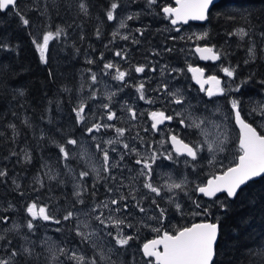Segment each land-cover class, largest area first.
Listing matches in <instances>:
<instances>
[{
	"label": "snow or ice",
	"instance_id": "snow-or-ice-1",
	"mask_svg": "<svg viewBox=\"0 0 264 264\" xmlns=\"http://www.w3.org/2000/svg\"><path fill=\"white\" fill-rule=\"evenodd\" d=\"M132 5H136L138 10L125 11ZM213 7L214 0H170L163 4L160 0H107L106 5L94 0H44L40 9L39 0H31V3L0 0V13H10L18 18L19 26L31 38L41 64H50V44L53 41L72 47L78 55L80 48L74 42L68 43L75 29L80 30L79 39H85L83 21L77 23L76 18H88L92 15L91 9H100L108 22L117 24L111 33L112 39L104 44V48L127 65L122 67L114 59L106 60L105 53L100 52L98 59L103 62L100 74L117 82L115 89L106 91L96 105L97 111L92 112L89 101L98 99V90L90 86L89 96L79 99L71 108L73 129H56L61 139L40 130L37 147L45 141L55 146L58 149L57 162L63 164L64 172L44 162L25 187L21 173L11 174L14 170L7 164L0 166V185L19 197L16 202L4 199L0 203V225L3 226L0 227V264H220L225 244L221 242L222 220L216 212L227 216L232 203L248 195L245 189L258 178L264 179V128L258 130L259 126H254L256 121L248 120L252 115H259L264 120V101L249 112L242 92L244 85L254 81L256 73L249 74L232 87L220 76H205L204 68L185 61L191 80L199 86L198 92L208 98L205 102L189 95L191 85L182 88L171 83L184 75L185 68L160 62L165 55L185 53L183 47L177 46L179 42L195 40L197 43L190 50L192 53L203 61L221 62L219 67L224 77L233 82L238 79L240 66L225 63L231 53L211 44L208 30L191 36L182 34L184 26H190V22L211 24ZM30 12H38V17L33 18ZM145 15L160 17L167 23L156 29L162 40L148 49L151 57L145 55V62L133 63L128 47L114 49L110 45L117 40L140 45L150 36L151 26L142 21ZM66 17H71V21ZM55 18L62 22L55 24ZM241 18L244 25L234 27L226 34L237 36L241 41L248 38L247 58L243 64L250 65L257 59H264V13L253 15L246 12ZM216 19L223 24L235 25L237 22L234 13L219 14ZM129 21H141V26L133 29ZM102 35L98 24L95 36L101 39ZM257 36L259 41L254 39ZM89 48L95 52L92 45ZM0 52L19 55V46H14L6 38L0 39ZM86 63L94 65L97 59L86 56ZM86 71L90 73L92 85L97 84L98 73L91 68ZM157 71L160 78L153 87V78L147 73ZM133 72L140 74L136 83L132 82ZM49 76L54 77V74L49 72ZM258 83L264 89V79ZM126 88H134L139 101L148 105L160 103L161 107L145 112L136 108L135 101L129 103L124 100L116 108V97ZM61 91L70 92L71 89L65 86ZM229 93L239 94L228 100L230 118L238 128V134L233 144V159L225 165L218 154L228 150L230 136L226 126L223 122L214 123L213 126L221 131L211 137L206 130L208 118L195 115L196 105L192 101L203 103L207 111L208 103H213L214 97L228 96ZM25 95L24 89H16L11 99L17 100ZM52 103L49 100L45 109L49 124L54 123ZM218 111L219 106L213 114ZM11 114L17 115L15 111ZM145 115L150 121L147 126L141 124ZM227 119L229 116L226 115L224 120ZM174 121L181 129L199 130L202 138L182 135L176 128H168L165 132L164 126ZM21 123L36 135L28 116H24ZM118 123L121 126L118 127ZM76 126H82L81 136H87L95 143V150L100 154L99 166L91 164L80 170L73 168L71 161L87 154L86 151H76L82 146L81 139L72 134ZM7 128L11 130L10 136L0 131V151L7 149L0 160L12 161L15 158V164L22 165L24 171L33 163V152L27 145L17 151L22 135L20 128L12 122L7 124ZM109 131L114 136L104 139ZM149 133L162 137L155 141V146L147 138ZM141 146H144L143 151ZM180 166L186 174L179 181L172 178L171 171L161 172L168 178L164 184L155 179L157 169H179ZM206 168L209 171L205 172ZM64 177L71 178V200L62 191L61 203L54 193L69 183ZM205 199L210 203H205ZM249 202L254 204L255 197H251ZM172 213L181 219L194 217L198 220L173 227ZM241 224H246V221L242 220ZM50 225L56 227L50 229ZM142 229L155 233V237L133 250ZM50 230L60 233L63 238L59 242L53 241L47 235ZM250 239L254 241L255 235ZM236 251L240 264H264V238L254 247L237 245Z\"/></svg>",
	"mask_w": 264,
	"mask_h": 264
},
{
	"label": "trees",
	"instance_id": "trees-1",
	"mask_svg": "<svg viewBox=\"0 0 264 264\" xmlns=\"http://www.w3.org/2000/svg\"><path fill=\"white\" fill-rule=\"evenodd\" d=\"M26 2L31 3V0H26ZM94 2L106 5L107 0H94ZM43 5L44 0H39L40 9L43 8ZM91 12L92 15L88 18H76L77 23L83 21L85 35L83 41L79 39V29H75V31L70 30L72 31V39L68 43L71 45L74 42L76 47L80 48V53L77 55L72 47H65L62 43L53 41L50 44L52 55L49 65L40 63L39 54L32 45L31 38L27 32L19 26L18 18L10 13H0V39L6 38L14 46H19V55H16L15 52H0V114H2L0 131L4 132L6 136H10L11 130L7 128V124L9 122L16 123L22 133L17 151L27 145L34 156L33 163L28 165L24 171H22V165L15 164V158L12 161L0 160V166L7 164L10 169L14 170L11 174L15 172L21 173L23 177L21 182L25 187H27L31 177L40 169L42 163L46 160L57 159L58 149L47 143V141L43 142L40 147H37L40 130L43 129L49 135H55L56 139L59 140L61 139V134L56 131L57 128L65 130L73 129L74 113H72L71 108L78 102L77 89L80 87L79 76H82L83 71L86 73V69L88 68H91L93 72L96 69L100 71L102 68V64L98 62L97 58V63L94 65L86 63V56L97 57L95 45L98 41L106 39L104 34L101 39H97L95 36L96 26L94 18L98 15H103L101 10L91 9ZM211 12L213 16L212 22L211 24L205 23L206 27L204 28L210 32L209 42L216 44L218 47L228 49L231 55L226 62H230L234 66L237 64L240 66L238 69L239 77L236 82L231 81L232 85L235 86L236 83L245 79L249 74L256 73L254 81H250L242 88V92L245 93L243 100L245 104L250 106L249 110L247 108L246 110L250 112L252 108L256 107L254 104L258 105L259 98L263 96L264 89L260 87L258 82L260 79H264V59H257L253 64L244 65L243 61L247 58L246 48L248 46V38L246 37L241 41L239 37H229L226 33L234 27L244 25L245 22L241 18L242 14L246 12H251L253 15L264 13V0H220L211 9ZM225 13L236 14L237 22L235 25L223 24L217 21L216 17L219 14ZM29 15L36 18L38 17V12H30ZM66 18L71 21V17ZM61 22L59 18L54 19L55 24ZM154 27H150V31H153ZM254 39L259 41L258 36L254 37ZM156 40L157 42H155ZM161 40L159 35L153 31L140 45H135L133 51L145 56L146 54L140 52L148 53V49L160 44ZM89 45L95 48V52L92 51V48H89ZM104 53L105 59L108 58V54H110L109 58L113 56L108 50L107 52L104 50ZM160 62L161 64L169 63L171 66L183 67L181 53H173L170 56L165 55ZM123 67L125 66L123 65ZM49 72H52L54 77H50ZM187 79L191 80L188 73ZM86 81L88 82L89 79ZM65 86L71 89V91H61ZM16 89H24L26 95L18 97L17 100H12V95ZM248 98L254 100L250 102L247 100ZM49 100L53 102L51 105V115L54 119L53 124L47 122L48 114L45 112ZM57 103H59V108H57ZM91 104L92 101H89L90 107ZM20 105H23V107H20ZM13 111L16 112V116L11 114ZM24 116H28L31 119L36 133L35 136L32 129L25 128L21 123ZM42 116L45 119L42 120ZM248 120L249 122L255 120L256 125L254 126H259L258 120L261 122L259 115L248 116ZM80 127L82 126H76L72 132L74 136L79 138L81 137ZM258 130H261L260 126ZM6 153L7 149H4L0 151V156ZM77 160L71 161L72 166L82 168V165ZM60 165V171L64 172L63 164L60 163ZM64 178L69 183L64 189H57L54 193V195L60 198L61 203H63L62 191L71 200V178ZM245 191L248 195L233 202L227 216H224L221 212H216V216L221 217L222 220L221 242L225 244V248L222 249L220 256V264H240V257L236 251V246L239 245L243 248L245 245L250 244L254 247L258 241L264 238V179L258 178ZM251 197H255L254 204L249 202ZM4 199L16 202L19 200V197L0 185V201ZM204 202L210 203L208 200H204ZM171 215L174 216L175 213ZM174 219L175 223L171 221L173 227L198 220V218L194 217L181 219L178 215ZM242 220L246 221V224H241ZM144 233L146 234L141 236L142 240H147L151 234H154L149 230ZM252 235H255L254 241L250 239Z\"/></svg>",
	"mask_w": 264,
	"mask_h": 264
},
{
	"label": "rangeland",
	"instance_id": "rangeland-1",
	"mask_svg": "<svg viewBox=\"0 0 264 264\" xmlns=\"http://www.w3.org/2000/svg\"><path fill=\"white\" fill-rule=\"evenodd\" d=\"M125 11H127V10H125ZM116 26H117V24H116ZM115 28L116 27L112 28L111 33L115 30ZM83 29H84V27H83ZM121 31L124 32L123 30H121ZM111 33L109 34L110 36H111ZM117 43L119 45L122 44V46H125V43L122 40H117ZM181 47H183L185 49V53H181V58H182L183 68L184 67L186 68V62L185 61H187V63H189L191 61V59H192V56H194V54L192 52L188 53V50L192 49V47L189 46L188 44H183V45H181ZM88 53L90 54L89 51H88ZM110 59H114V60H116L118 63H120L122 65V61H119V58H110ZM106 60H108V59H106ZM102 63L103 62L100 61V64H102ZM220 63L221 62L214 63V64L208 63V64H205V68H207V70H211L212 72H215L218 76L223 78V81H226L232 87H235V86L232 85L231 81L228 80L227 77H224L223 73L220 71V67H219ZM225 63H228V62H225ZM122 67H123V65H122ZM94 72L98 73V81L99 82L97 84H95V85H92V82L90 80V73L86 72V74L84 76H79L80 87L77 89L78 100L82 99V98L86 99L89 96V93L86 92V90H89L90 86L93 89L98 90V99L96 101H92L93 105L91 104L92 112H96L97 111L96 105L104 98V93L106 91L114 90L115 87L117 86V82L111 80V78L109 76H102L100 74L99 69H96V71H94ZM133 74H134V76H133L132 82L136 83L137 80L140 78V74H138L137 76H136V73L133 72ZM147 74L150 75L153 78L154 83H153L152 86L154 87L155 86V82L158 81L159 78H160L159 77V71H157V73H155V74H150V72L147 73ZM82 75H83V73H82ZM173 75H175V74H173ZM182 78H183V80H179V81L172 80L171 83L174 86H176V87H182V88H187L189 85H191V91H190L189 95L190 96H196V97L200 98L202 101H204V97H201L197 93L196 89L198 90V88L195 87V84L193 83V81L190 80L192 82V84H191V82L187 79V71H185L184 75H182ZM85 79L86 80L89 79V81L86 83V86H85V84H83ZM190 79H191V77H190ZM81 85H83V89L82 90H81ZM151 95L155 96V93H151ZM232 96H238V93H229L228 96H217V97H214L213 98L214 102L213 103H208L207 111H205L203 103L197 104L196 100L192 101L193 105H196L195 115L199 116V117H207L208 118L209 123L207 125V129L206 130H207V132L209 133V135L211 137H214L215 135L218 134L219 131H221V129H217V128H215L213 126L214 123L215 124H220L221 122H223V124L226 126L228 134L230 136V141H229V144H228V150L218 154V158L225 165H227L229 163V161L233 159V153L235 152V148L233 147V144L235 143L236 136H237V131H236L235 127H234L233 120L230 118V105L228 103L229 98L232 97ZM124 100H128L129 103H133L135 101L136 108L138 110H140V111H145V112H146V110H149V109L155 110V108L161 107L160 103H157L155 105H148L144 101H139L138 99H136V93H135V89L134 88H126L123 92H121L116 97L117 103H116L115 107L119 108L120 104ZM247 100L252 102V100H254V99L250 100L248 98ZM262 101H264V92H263V96L261 98H259L258 102L260 103ZM104 102H106V100ZM245 105H246V108L249 110L250 106L248 104H245ZM217 106H219L220 111L215 112L213 114V110ZM254 106H257V105L254 104ZM174 107H179V106H174ZM89 115H91V113H89ZM226 115L229 116V119L224 120V117ZM141 124L143 126H147L148 124H150V121L147 120V116L146 115L141 119ZM119 125L120 124L118 123L117 126L119 127ZM258 125L260 126L261 129L264 128V120L261 119V122H260V120H258ZM168 128H176V130L178 132H180L182 135H189L190 138H193V139L199 137V130H193V129L184 130V129H181V128L177 127V122L176 121H174L172 124L166 125L165 126V132L167 131ZM193 132L196 133L195 136L191 135ZM110 136H114V133L111 132V131H109L108 134L104 136V139H107ZM153 137H154V134L149 133L147 138L155 146V141H158L162 137L160 136V138L158 140L153 138ZM199 138H202V137H199ZM80 139L82 141V146L80 148L76 149V151L77 152H85L86 151L87 154L84 155L83 157H81L80 159H78L77 161L80 162V164L82 165V168L90 167L91 164H95V165L99 166L98 157H99L100 154L97 153L96 150H95V143L93 141H91L90 138L87 137V136H81ZM69 147H72V146H69ZM166 147H170V146H166ZM141 150L142 151L144 150V146H141ZM45 162H47L49 165L53 166L54 168L58 167L59 170L61 168L60 167L61 165H60V163L58 164L57 159L46 160ZM73 168H75V167L73 166ZM76 169L80 170L81 168H76ZM162 171L163 172L171 171L172 172V178L176 179L177 181H179V179L182 178V176L184 174H186V172H185V170L183 169L182 166H180L179 169H169V168H166V169H163V170L157 169V174L155 176V179L161 184H164L168 180L167 176H164V175L161 174ZM207 171H209V169L206 168L205 172H207ZM140 179H142V178H140ZM189 179L191 180L192 177L189 176ZM100 198L101 199L103 198L102 190H101ZM2 202L3 201H0V203H2ZM173 217L174 216L171 215V221L173 220V222L175 223V219ZM17 218L19 219V216ZM0 227H3V226L0 225ZM49 227H50V229H54L56 226L55 225H50ZM147 230L148 229H146V230L142 229L140 231V234H139L140 238H139L138 241L135 242L133 250H135V248H138L143 242H145L146 239L142 240L141 236L145 235L146 233H144V232L147 231ZM129 231H131V230H129ZM41 235H42V233H41ZM47 235L49 237H51L53 241H56V242H59L63 238L60 233H56L55 231H51V230L48 231ZM124 259H127V257L126 258L124 257Z\"/></svg>",
	"mask_w": 264,
	"mask_h": 264
},
{
	"label": "flooded vegetation",
	"instance_id": "flooded-vegetation-1",
	"mask_svg": "<svg viewBox=\"0 0 264 264\" xmlns=\"http://www.w3.org/2000/svg\"><path fill=\"white\" fill-rule=\"evenodd\" d=\"M160 2H161V4H163V3L170 2V0H160ZM136 10H138L136 5H132L131 9H127V11H136ZM98 16L100 17V20H98L97 17L94 18L95 26H97L98 24L100 25L101 30H102L104 36L106 37V39H104L103 41H102V39L99 40L98 43L95 45V48H96V50H97V57H95V58H97V59H98V57H99V53H100V52H104V50L107 52V49L104 48V44H107L108 41L112 39V37H111L109 34L111 33L112 28H113V27H116V22H115V21H113V22H108V21L106 20V17H104L103 15H98ZM101 21H103V23H101ZM142 21H143V24H148V25H150L151 27H152V26H155V27H154L155 30L153 29L154 32H156V29H157V28H162L163 25L167 23L166 21H163L160 17H153L152 15H145V16H143V17H142ZM128 23H129L130 27L133 28V29H135L136 27H140V26H141V21H129ZM205 27H206V26H205V23H204V24H201V23L190 22V26H184V29H183L182 34L187 35V36H191L193 33H201V32H203V31H205V29H204ZM123 31H125V30H123ZM153 31H150V33H152ZM156 33H157V32H156ZM157 34H158V33H157ZM137 35H138V34H137ZM158 35H159V34H158ZM159 37H160V40H161V36H160V35H159ZM123 42L125 43V46L128 47V48L130 49V51H131V55H132V57H133V60H132L133 63H143V62H145V61H144V55H140V54H138V52H134V51H133V47H134L135 45L131 44L130 41H129V42H125V41H123ZM155 42H157V40H156ZM196 43H197V41H195V40L187 41V42H183V41H182V42H179L177 46H178V47H181V45H183V44H188V45L191 46L192 49H193ZM200 43H203V42L201 41ZM125 46H122V44L119 45V44L117 43V41H116L114 44L110 45V47H112V48H114V49H117V48H119V47H125ZM101 47H102V48H101ZM152 47H155V46H152ZM150 48H151V47H150ZM189 52H191V51L188 50V53H189ZM140 53H144V54L148 55L149 57H151L150 52H148V53L140 52ZM193 54H194V53H193ZM109 55H110V54H108V58H106V59L109 60L110 58H115V57H113V56L109 58ZM98 62L100 63L99 59H98ZM122 63H123V65H124L125 67H127V65H126L123 61H122ZM189 63H191L193 66H195V65H199L201 68H204V69H205V76L212 75V74L217 75L215 72H212L211 70H207V68H205V64H208V63L214 64L213 62H210V61H207V62H200V61L198 60V58L195 56V54H194V56H192V59H191V61H190ZM185 69H186V68H185ZM156 73H157V72H156ZM187 73H188V72H187ZM85 74H86V73L83 71V75H82V76H84ZM150 74H155V73H150ZM188 74H189V76L191 77L190 73H188ZM137 75H138V74H136V76H137ZM132 76H134V74H132ZM149 76H150V75H149ZM221 78H222V77H221ZM132 80H133V79H132ZM179 80H183L182 76H180L179 79H178L177 81H179ZM222 80H223V78H222ZM86 83H87V81H86V79H85V81H84L83 84H85V86H86ZM195 87H197V86H195ZM197 88H198V87H197ZM195 89H196V88H195ZM196 91H197V93H198L201 97H204V101H207V100H208V98H207L206 96H204L203 93H199L197 89H196ZM86 92L89 93V92H90V89H89V90H86ZM164 127H165V126H164ZM153 138H155V139L158 140V139L160 138V135H154ZM175 216H176V214L174 215L173 218H175ZM172 221H173V220H172ZM193 222H194V221H193ZM154 237H155V233H154V234H151L147 240L153 239ZM77 239H78V238H77ZM147 240H146V241H147ZM125 258H126V257H125ZM127 258H128V257H127Z\"/></svg>",
	"mask_w": 264,
	"mask_h": 264
},
{
	"label": "water",
	"instance_id": "water-1",
	"mask_svg": "<svg viewBox=\"0 0 264 264\" xmlns=\"http://www.w3.org/2000/svg\"><path fill=\"white\" fill-rule=\"evenodd\" d=\"M219 1H220V0H214L215 4L218 3ZM195 23H201V22H195ZM201 24H204V23H201ZM195 56L198 58V60H199L200 62H207V61L200 60L198 55L195 54ZM210 62H213V61H210ZM218 62H219V61H217V62H213V63H218ZM195 66H199V65H195ZM199 67H200V66H199ZM190 75H191V73H190ZM193 83L195 84L194 81H193ZM195 86L199 87V86L196 85V84H195ZM233 124H234V121H233ZM234 127H235V129L237 130V132H238V128L235 126V124H234ZM206 200H207V199H206ZM196 222H197V221H196ZM145 242H146V241H145Z\"/></svg>",
	"mask_w": 264,
	"mask_h": 264
}]
</instances>
